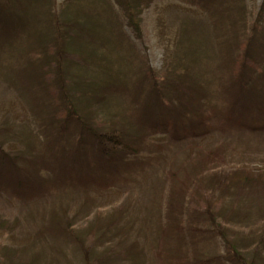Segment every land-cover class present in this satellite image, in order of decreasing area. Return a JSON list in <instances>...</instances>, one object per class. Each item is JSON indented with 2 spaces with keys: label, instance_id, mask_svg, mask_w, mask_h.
<instances>
[{
  "label": "rangeland",
  "instance_id": "rangeland-1",
  "mask_svg": "<svg viewBox=\"0 0 264 264\" xmlns=\"http://www.w3.org/2000/svg\"><path fill=\"white\" fill-rule=\"evenodd\" d=\"M14 1L0 0V21L14 26L9 24L13 9L15 17L23 18L26 32L21 34L20 47L0 45V50L5 47L0 52V138L5 139V153L17 157L21 168L34 167L29 170L37 172L43 187L30 197L19 195L13 187H0V258H6L0 264H160L157 242L160 226L166 223V174L181 164L186 144L171 140L170 133L150 136L149 132L148 142L161 149L132 158L137 166L123 172L122 179L107 178L101 190L56 186L50 168L53 161L42 155L47 128L43 120L53 112L45 101L51 97L42 91L48 84L52 96L60 86L67 93L76 81L94 80L96 73L133 82L146 66L160 76L178 66L180 59L212 96L214 104L209 109L223 115L228 98L234 95L232 49L247 44L250 37L254 44L264 38V26L257 21L263 0H233L217 10L216 16L185 1L158 0L141 15L140 40L113 0H19L18 7ZM243 33L247 38H241ZM99 42H105L106 48ZM117 42L123 46H115ZM62 49L76 55L78 50L83 56H64L65 60L56 63ZM238 56L241 60V53ZM254 61L247 77L264 79V65L259 70L263 62L257 57ZM125 107L129 103L120 105L118 111ZM261 110L259 120L246 119L237 125L226 122L225 130L195 140L201 149L227 147L226 170L258 171L249 190L240 194L234 190L227 197L237 200L251 229L264 226ZM66 224L84 229L80 234L88 235L85 245L63 232ZM190 242L186 236L182 256L194 257ZM203 243H199L202 258L211 252L224 253L220 239L208 244L212 249Z\"/></svg>",
  "mask_w": 264,
  "mask_h": 264
},
{
  "label": "trees",
  "instance_id": "trees-1",
  "mask_svg": "<svg viewBox=\"0 0 264 264\" xmlns=\"http://www.w3.org/2000/svg\"><path fill=\"white\" fill-rule=\"evenodd\" d=\"M113 1L122 10L127 26L140 40L141 15L145 8L158 0ZM180 1L216 16L217 10L233 0ZM12 4L18 7L19 0ZM10 12L9 24L14 26L0 21V45L5 47L20 45L21 34L26 32L23 18L15 17L13 9ZM257 21L264 26V0ZM19 26V31L7 30ZM241 38L247 37L243 33ZM99 44L106 48L105 42ZM114 45L121 47L123 43ZM234 47L231 54L234 95L228 98L227 111L223 115L209 109L214 104L212 96L200 83V78L191 74L194 71L185 68L180 59L178 66H172L160 76L146 66L138 80L133 82L114 81L107 73H96L94 80L80 77L81 81H74L73 88L69 92L65 90L67 93L60 86L58 94L52 96L48 84L42 91L44 96L51 97L45 101L49 104L46 107L53 111L43 120L47 128L43 132L46 142H43L42 155L50 156L49 161H53L50 168L56 186H93L101 190L107 178L122 179L123 172L137 166L132 158L153 153L154 148H159L148 142L149 132L150 136L170 133L171 140L186 144L188 150L183 153L181 164L166 174L169 184L164 213L166 223L160 226L157 242L160 264H264V226L251 229L238 207L239 203H235L237 200L227 198L234 190L238 191L237 194L249 190L258 171L226 170L227 147L219 145L201 149L195 143L206 133L228 128L226 122L245 124L246 119L263 116L264 79L247 77V69L255 64L256 57L263 62L259 70L262 69L264 38L254 44L253 37H250L247 44L239 43ZM75 51L77 55L59 50L56 63L65 60L64 56H83L80 51ZM124 103H129L130 107L119 112L118 107ZM71 129L76 136L71 134ZM4 143L5 139L0 138V177H3L0 178V187H13L23 197L39 192L43 183L38 182L37 172L29 170L34 167L21 168L17 157L5 153ZM46 164L50 166L48 162ZM62 230L70 238L81 239L85 245L88 235L80 234L84 229L66 224ZM186 236L191 237L190 244L195 253L192 258L182 256L180 251ZM215 239L221 240L224 253L211 252L207 257H200L199 243L204 242L206 246ZM173 241L175 244L171 245ZM166 246H170L169 249Z\"/></svg>",
  "mask_w": 264,
  "mask_h": 264
}]
</instances>
